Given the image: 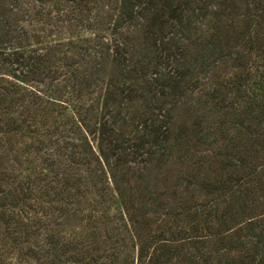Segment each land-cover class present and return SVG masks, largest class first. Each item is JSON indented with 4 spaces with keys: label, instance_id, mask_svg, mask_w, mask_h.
<instances>
[{
    "label": "trees",
    "instance_id": "1",
    "mask_svg": "<svg viewBox=\"0 0 264 264\" xmlns=\"http://www.w3.org/2000/svg\"><path fill=\"white\" fill-rule=\"evenodd\" d=\"M0 264H264V0H0Z\"/></svg>",
    "mask_w": 264,
    "mask_h": 264
},
{
    "label": "rangeland",
    "instance_id": "2",
    "mask_svg": "<svg viewBox=\"0 0 264 264\" xmlns=\"http://www.w3.org/2000/svg\"><path fill=\"white\" fill-rule=\"evenodd\" d=\"M232 72V69L230 67H226L225 65H222L221 68H219L215 74L216 75H209V77H205L203 79L204 82V87L205 89L207 88H212L214 87L219 81L225 79L226 77H229ZM191 117H188L186 119L187 123H190ZM170 166V174L171 178L167 182L159 183L160 184V189L165 190L171 193L172 185L174 184V180L176 182H179L177 179L179 178L180 174H184L187 172H191V168L187 166V164H183L182 162L175 160L172 162ZM180 182L185 184V179H180ZM173 189H176V187H173ZM178 189L181 191H184L183 185L178 186ZM112 212H115L113 210Z\"/></svg>",
    "mask_w": 264,
    "mask_h": 264
}]
</instances>
